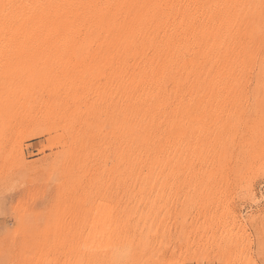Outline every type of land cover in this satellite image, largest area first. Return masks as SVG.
<instances>
[{"label": "rangeland", "instance_id": "rangeland-1", "mask_svg": "<svg viewBox=\"0 0 264 264\" xmlns=\"http://www.w3.org/2000/svg\"><path fill=\"white\" fill-rule=\"evenodd\" d=\"M236 31L244 87L232 108L187 112L181 189H117L128 156L115 92L97 78L78 92L97 109L68 121L89 60H1L0 264H264V0L249 1ZM69 68L76 86L58 77ZM201 131L204 166L192 158Z\"/></svg>", "mask_w": 264, "mask_h": 264}, {"label": "bare ground", "instance_id": "bare-ground-1", "mask_svg": "<svg viewBox=\"0 0 264 264\" xmlns=\"http://www.w3.org/2000/svg\"><path fill=\"white\" fill-rule=\"evenodd\" d=\"M249 1L0 0V61L89 60L76 102L64 111L68 121L77 123L97 109L78 94L97 78L101 87L115 92L113 132L118 153L128 156L124 164L117 160V189H181L190 174L187 112L197 104L199 111L229 109L233 87H244L239 77L243 55L234 33ZM99 63L103 66L96 71ZM6 69L0 67V75ZM77 70L59 71L58 77L76 86ZM99 98L93 100L99 103ZM210 118L199 129L212 124ZM202 131L192 151L200 166L209 140Z\"/></svg>", "mask_w": 264, "mask_h": 264}]
</instances>
